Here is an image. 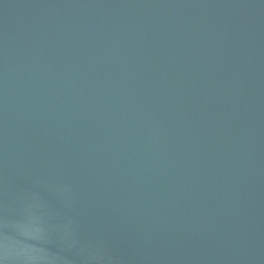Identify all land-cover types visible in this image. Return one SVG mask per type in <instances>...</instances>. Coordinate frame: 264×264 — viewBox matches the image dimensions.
Here are the masks:
<instances>
[{"label":"water","instance_id":"1","mask_svg":"<svg viewBox=\"0 0 264 264\" xmlns=\"http://www.w3.org/2000/svg\"><path fill=\"white\" fill-rule=\"evenodd\" d=\"M0 264H264V0H0Z\"/></svg>","mask_w":264,"mask_h":264}]
</instances>
